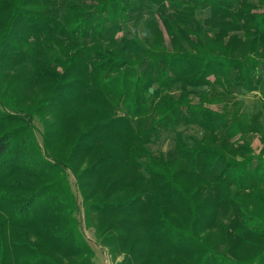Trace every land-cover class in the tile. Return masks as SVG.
<instances>
[{"label":"trees","instance_id":"16d2710c","mask_svg":"<svg viewBox=\"0 0 264 264\" xmlns=\"http://www.w3.org/2000/svg\"><path fill=\"white\" fill-rule=\"evenodd\" d=\"M80 215L115 264H264V0H0V264H93Z\"/></svg>","mask_w":264,"mask_h":264},{"label":"rangeland","instance_id":"374dc122","mask_svg":"<svg viewBox=\"0 0 264 264\" xmlns=\"http://www.w3.org/2000/svg\"><path fill=\"white\" fill-rule=\"evenodd\" d=\"M234 93L237 96L238 100L241 101L242 108L245 112H252L259 107L260 104H259V100L257 98L258 97L257 94H244L241 90H235ZM35 126L38 129V131L41 130L39 123L36 121H35ZM180 130H182V128ZM185 131L188 134H191L196 138H200V136H201V132L194 127L189 128V129L187 128V129H185ZM37 137H38V139H40L38 132H37ZM172 137H173L172 134L163 133L162 134V140L160 141L159 146L153 147V150L157 149V147L160 148L161 151H167V150L171 149ZM252 147L254 148L255 152L258 153L260 145H259L258 139L256 137L253 138ZM69 182H70V185H71L74 193L77 195L76 187L74 184V179L72 178V176L69 177ZM79 218H80V222H82L81 223V231L83 233V236H84L86 242L88 243V245L90 246V248L94 251L95 257L93 259V264H115V262L111 256L110 252L108 251V249L100 247L95 241L93 231L85 228L82 215H80ZM121 259H122V256H119V257H117L116 261L117 262L121 261Z\"/></svg>","mask_w":264,"mask_h":264}]
</instances>
